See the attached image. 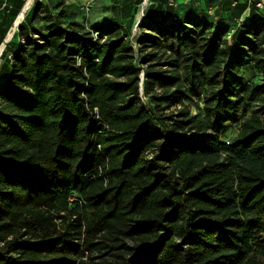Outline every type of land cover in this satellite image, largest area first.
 I'll list each match as a JSON object with an SVG mask.
<instances>
[{"label":"trees","instance_id":"obj_1","mask_svg":"<svg viewBox=\"0 0 264 264\" xmlns=\"http://www.w3.org/2000/svg\"><path fill=\"white\" fill-rule=\"evenodd\" d=\"M176 1L138 22V53L111 18L27 12L0 66V264H264V117H246L264 107V13L225 24Z\"/></svg>","mask_w":264,"mask_h":264},{"label":"rangeland","instance_id":"obj_2","mask_svg":"<svg viewBox=\"0 0 264 264\" xmlns=\"http://www.w3.org/2000/svg\"><path fill=\"white\" fill-rule=\"evenodd\" d=\"M27 1V0H25ZM87 0H56L54 7H53V11L58 14L60 12H62L64 9H70V11L74 14V15H78V23H80V25H83L85 27L87 26H91V24H97V23H102L106 20H108L109 18L112 17H117L119 15L116 14H112L111 11L109 9H107L108 5H110V1L109 0H96V2L93 4L92 10L90 12V14H83L80 10V7H82ZM113 1V0H112ZM120 1V0H117ZM36 0L32 1V4L30 7L33 6V4H35ZM146 9V8H145ZM145 9H142L140 11V13H138L136 15L135 20L137 21L135 24L134 29L132 30L131 33V42L133 43V47L135 48V50H137L138 53V47H137V39L140 36V29H139V21H141L144 17V11ZM27 14V13H26ZM122 16V15H121ZM123 17V16H122ZM47 24V19H44V21L42 22V24H40L42 27V25ZM19 32L20 29H18V32L15 36V39L13 40L15 43H17L19 46L23 44V41L21 40V38L19 37ZM44 33L46 32L43 31ZM233 33V31H232ZM138 56H140L138 54ZM163 61H167V59H163ZM140 67L143 70V73L141 74L140 78H141V82L144 79V74H145V66H143L142 64H140ZM182 70V69H181ZM245 75V81L248 84H253V83H258L261 81V77H259L257 75V73L252 69V68H245L244 73ZM141 97L143 98V94L141 92ZM144 102H147V100L145 98H143ZM190 109L193 115L195 114H200L203 115V101L202 98H195L194 102L190 103ZM252 114H257L260 115L262 117H264V107L262 105H260L259 103L253 101L248 105V110L246 112V117L251 116ZM240 117V121H242L244 118H246L243 115V112L241 113ZM240 131V123L236 124V125H229L225 128V135H224V141H230L232 142L233 139H235V137L238 135ZM86 256L88 257L87 260L90 261L92 264H104V261L106 260L107 257H100V253H95L92 256H89L86 254Z\"/></svg>","mask_w":264,"mask_h":264},{"label":"crops","instance_id":"obj_3","mask_svg":"<svg viewBox=\"0 0 264 264\" xmlns=\"http://www.w3.org/2000/svg\"><path fill=\"white\" fill-rule=\"evenodd\" d=\"M109 1L110 5H108L107 9H109L113 15H128L123 18L117 16L111 19H113L114 22L122 23L126 29L131 26L130 30L134 29L137 22L135 18L132 19L130 16L136 12V9L138 14L142 9L146 8L144 11V14H146L149 10L151 11L157 8H160V10L163 9L162 11L170 10V12H174L179 8L176 0H122L120 3H118L119 1L117 0ZM259 1L260 0H202L203 6L200 5V2H198V5L202 6L211 17L219 22L241 25L255 18V14L258 12L254 10V7ZM183 2L185 3L183 7L187 5V8H189L188 0H184ZM10 3L11 0H0V22L3 20V16L8 17L15 12V8H13L14 4ZM239 4H245L247 8L239 17H236L235 13L238 9L236 5Z\"/></svg>","mask_w":264,"mask_h":264},{"label":"bare ground","instance_id":"obj_4","mask_svg":"<svg viewBox=\"0 0 264 264\" xmlns=\"http://www.w3.org/2000/svg\"><path fill=\"white\" fill-rule=\"evenodd\" d=\"M32 1H33V0H27V1H26L25 12H24V13H21V12H22V11H21V12L19 13V15L17 16V18L14 20V22L17 21V22H16L17 25H19V23H20L21 21H23V19L25 18L27 11L30 9V6H31V4H32ZM19 27H20V26H16L15 28H13L11 31H9V32L7 33L6 38H7L8 41H9L8 44L14 40V38H15L17 32H18ZM8 44H7V45H8ZM6 48H7V46H6ZM6 48L4 49V52L6 51ZM4 52H3V54H4ZM3 54H2V56H3ZM2 56H0V66H1V64H2ZM0 81H1V78H0Z\"/></svg>","mask_w":264,"mask_h":264},{"label":"built area","instance_id":"obj_5","mask_svg":"<svg viewBox=\"0 0 264 264\" xmlns=\"http://www.w3.org/2000/svg\"><path fill=\"white\" fill-rule=\"evenodd\" d=\"M96 2V0H87L86 3L81 7L82 11L85 14H90L93 4ZM256 8L264 13V0H260L257 4H256Z\"/></svg>","mask_w":264,"mask_h":264},{"label":"water","instance_id":"obj_6","mask_svg":"<svg viewBox=\"0 0 264 264\" xmlns=\"http://www.w3.org/2000/svg\"><path fill=\"white\" fill-rule=\"evenodd\" d=\"M25 5H26V4H25ZM24 12H25V6L23 7L21 13H24ZM23 20H24V19H23ZM16 22H17V21H15V22L13 23V26L10 28L9 31H11V30H12L13 28H15L16 26H20V25L22 24L23 21H21V22L19 23V25H17ZM8 42H9L8 39L5 38L4 41L2 42V44L0 45V56H2V54H3V52H4V49L6 48Z\"/></svg>","mask_w":264,"mask_h":264}]
</instances>
